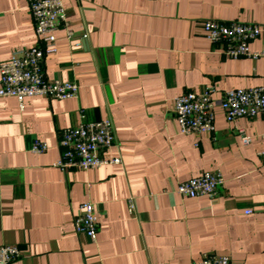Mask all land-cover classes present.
Listing matches in <instances>:
<instances>
[{
    "label": "crops",
    "instance_id": "crops-1",
    "mask_svg": "<svg viewBox=\"0 0 264 264\" xmlns=\"http://www.w3.org/2000/svg\"><path fill=\"white\" fill-rule=\"evenodd\" d=\"M62 1L72 37L55 31L43 69L76 82L77 97H0V246L20 251L10 264H197L206 253L264 264L261 118L228 121L215 107L213 131L182 134L173 110L187 91L217 100L264 84L263 57H227L202 30L206 19L264 25V0ZM35 43L28 0H0V61ZM249 46L264 50V32ZM105 117L115 142L100 156L120 163L54 165L62 129ZM36 139L48 148L32 152ZM205 171L224 179L215 197L175 192ZM85 202L95 242L74 229Z\"/></svg>",
    "mask_w": 264,
    "mask_h": 264
},
{
    "label": "built area",
    "instance_id": "built-area-1",
    "mask_svg": "<svg viewBox=\"0 0 264 264\" xmlns=\"http://www.w3.org/2000/svg\"><path fill=\"white\" fill-rule=\"evenodd\" d=\"M36 43L31 47L16 51L10 59L0 61V97L13 96L20 107L25 97L41 95L48 98L69 99L78 95V84L74 81L49 79L44 75V57L56 51L55 31L65 29L68 39L72 31L68 28L66 12L62 0H28ZM202 30L211 42L223 46V53L230 58H264V50H253L249 43L264 32V25L240 21L222 22L206 19ZM78 40L75 45L80 46ZM220 107L228 121L237 117H256L262 121L260 133L263 146L259 152L264 165V84L249 88L226 89L220 99H214L209 88L187 91L175 97L174 114L182 134L211 132L214 129V109ZM244 143L250 137H241ZM115 142L114 125L111 117L99 120H78L74 125L62 129L58 136L59 157L54 165L62 171L72 168L88 170L101 164L120 163V156L104 159L101 151ZM48 148L45 141L34 140L30 150L43 152ZM218 172L205 171L198 176L181 181L175 192L183 197L195 198L217 195L223 184ZM133 203L128 200V210L133 211ZM249 212H246L248 214ZM77 234L85 235L91 242L96 241L97 220L94 206L83 203L74 219ZM20 257L15 246H0V264H10ZM197 264H229V258L214 254H203Z\"/></svg>",
    "mask_w": 264,
    "mask_h": 264
}]
</instances>
